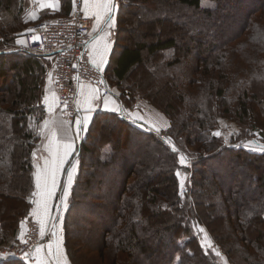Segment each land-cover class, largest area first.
Returning <instances> with one entry per match:
<instances>
[{"label": "trees", "instance_id": "obj_1", "mask_svg": "<svg viewBox=\"0 0 264 264\" xmlns=\"http://www.w3.org/2000/svg\"><path fill=\"white\" fill-rule=\"evenodd\" d=\"M164 1L157 9L162 16L147 22L139 0H120L104 79L119 91L124 107L142 98L168 118L169 127L146 132L116 113L95 117L79 146L82 163L64 223L67 255L78 264L70 234L77 226L73 214L83 204L84 226L98 241L91 244L88 237L80 245L96 252L100 264H220L200 242L196 224L231 264H264V153L230 148L214 135L226 118L237 126L232 143L264 141V0H213L214 10L203 7V0H175L171 8ZM229 3L233 28L214 40L201 39L197 30L207 27L206 17L225 16ZM29 4L0 0V247L18 241L32 210L51 67L46 55L13 48L27 29ZM133 19L142 40H133ZM180 152L191 157L184 193L177 175L184 169Z\"/></svg>", "mask_w": 264, "mask_h": 264}, {"label": "crops", "instance_id": "obj_2", "mask_svg": "<svg viewBox=\"0 0 264 264\" xmlns=\"http://www.w3.org/2000/svg\"><path fill=\"white\" fill-rule=\"evenodd\" d=\"M114 1L111 0L110 5V16L113 21L112 27H107L106 24L109 20V16L105 15L99 25L96 24V17L93 15L97 11L94 7L88 9V17L91 20V29H90V41L89 48L92 55L93 62L95 65L103 72L106 70L107 65L110 61L111 54L114 48L115 42V32L117 27V21L115 18V5ZM30 2V1H29ZM92 0H90V3ZM41 3L47 5L48 3L58 4V8L53 10L52 8L43 7L41 8ZM32 9L37 13V17H40L39 20H52L58 18L62 15H67L71 12L73 8L72 0H31ZM30 6V7H31ZM51 72L48 75V92L44 99V105L46 109V119L44 129L50 130V137L44 140L45 143L41 146L40 152H37L36 166L34 169V179L36 184V177L39 174L42 178L47 174L48 175V184L47 187L49 191H52V180L50 172L53 167H58L59 171L56 172V187L55 189L63 188L68 183L69 172L73 169L71 162V151L68 153L67 157L64 156L65 149L63 145L71 144V137H68L65 133L69 129L68 124H66L60 117L61 115L58 112L57 99L53 89L51 88ZM111 95L108 97H102L98 88L89 82H82L79 85L78 90V105L82 110V116L76 121L73 128L70 126V130L76 138L77 145L81 143V137L84 132H86L91 123L94 121L95 117L101 113H116L120 116L124 115L126 119L131 121L137 128L140 130L150 132H160L166 130L169 127L168 119L160 113L156 108L151 106L148 102L138 101L133 108H126L119 100V91L115 88H110ZM47 101V102H46ZM85 117H87V124L85 127ZM79 122V124H77ZM69 132V131H68ZM53 134L55 137L53 138ZM256 148H262L261 146L254 143ZM77 150V146L76 149ZM258 152L260 151H254ZM264 153V149L261 151ZM64 159L65 162L63 165L59 164V160ZM55 161V163H54ZM71 167V168H70ZM73 180L76 177V173L73 174ZM71 182V184H72ZM71 184L69 185L71 187ZM43 179L41 182V188L43 189ZM37 189V186H36ZM54 189V190H55ZM39 194V193H38ZM55 196V191L50 199L46 195L40 194V197L37 198V202L30 212V218L38 219L43 224V228L46 227L47 216L49 213L50 201ZM44 200L47 201V214L44 212V208L41 206L37 207V203L40 202L43 204ZM51 243V242H50ZM59 244L60 253L56 255V246ZM53 248L51 249L53 255H49V249L47 246H39L33 252L32 260H28L27 264H70V262L65 259L63 260V251L61 248V242L58 241L57 237L51 243ZM37 249H41L40 252H37ZM66 257V255H65Z\"/></svg>", "mask_w": 264, "mask_h": 264}, {"label": "rangeland", "instance_id": "obj_3", "mask_svg": "<svg viewBox=\"0 0 264 264\" xmlns=\"http://www.w3.org/2000/svg\"><path fill=\"white\" fill-rule=\"evenodd\" d=\"M29 1H31V0H29ZM139 1L142 4V9H143L142 14H143V19L145 21L151 20L153 22L155 19H157L158 17L162 16L157 11L158 5L160 4L161 0H150V1L149 0H139ZM164 2H165V7L169 6L171 8L172 6H174L175 0H165ZM29 3H30L29 4V7H30L31 6V2H29ZM120 4H121L120 0L114 1L115 12H116V14H115L116 21H117L118 15H119V13H120V11L122 9L120 7ZM202 6L205 7L207 10H214L216 8L217 4L213 0L212 1L211 0H203L202 1ZM146 8H150L151 11L148 9L149 11L147 12L145 10ZM224 8L225 9H224V13L223 14L225 16L222 17V16H220V15L218 16L216 14L213 17H210V18L206 17L205 21L207 22V27H204L203 25H201V28L199 30H197L198 31L197 35H199V34L202 35L200 37L201 39H207V41L208 40H214L215 37H216L215 35L218 34V33L224 34V30L228 29V26L233 28L232 26H234V25H232V23L234 22V20L232 19L230 22L227 20V18L230 16V11L232 10V6L229 3V4L224 5ZM139 13H141V12H139ZM190 13L191 12L186 11L184 14H186V15L188 14L189 15ZM34 16H35V19L32 17V19H34V21L39 20L40 17H37V13H35ZM25 18L26 17L24 16V20L23 21H24L25 24H27V26L29 24H31L32 22H34V21H32V19L31 20L29 19L27 21ZM200 21H204V19H201ZM147 22H149V21H147ZM130 25L132 27L134 26L133 28L131 27L132 31L135 32V33L134 32L132 33V36H134V34H135L133 40H142V28L140 27V25L136 26V20L133 19V21L130 23ZM176 25H177V27L179 29L176 32L177 36H181L182 30L180 29V27H181L180 23L176 22ZM158 28H159V26H158ZM25 32H26V30H25ZM25 32L21 36H18L17 39L15 40V42H14L15 46H13V48H15L16 50L22 51L20 49V47L23 46V44H24ZM195 37H197V36L196 35H190V38H195ZM207 41H205V43ZM8 45L9 44H6L4 46V49H11L10 47H7ZM196 45H198V42L196 43ZM49 72H50V70H49ZM107 85H108V83H107ZM108 87L111 88L109 85H108ZM51 88L53 89L52 86H51ZM53 91H54L55 96H56V92H55L54 89H53ZM47 92H48V80H47V82L45 84V94H44V97L42 99V105H43V108H44V113H43V120L41 122V128H42L41 140L39 142V147H38V151L37 152L42 151L40 148L43 145V143H45L44 140L46 141V139L50 137V130L49 129H44V125H43L45 123L44 121L46 119V109H45V105H44V99H45V96H46ZM56 99H57V96H56ZM138 101H144V100H142V98L140 100V98H139ZM145 102H147V101H145ZM57 107H58V112L61 115L60 117H62L61 119L66 124H68L69 129L66 130L65 134L68 137H71V142H72V151H71V154H72L71 155L72 156L71 157L72 158L71 159L72 165H71V167L73 166V168H75V171H73V169H72L71 173L70 172L69 173L72 176H73L74 173H76V175H77L78 171H79V168H81V163H82L81 159L78 158L79 146L80 145H77L76 138L73 135L72 131L70 130V126L73 128L74 127L73 124L75 125L77 120L69 122L66 119V117L64 116V113H63L61 107L59 106L58 102H57ZM91 125H92V123H91ZM88 130L86 132H84V134L81 137V139L86 137V134H87ZM99 130H100V125L96 126V128H94L93 135L91 134L92 135V139H93L92 141H94L95 143L98 142V138L99 137H98L97 133H98ZM236 130H237V126H236L235 122H232V121H230L229 119H226V118H221V119H219L218 126L216 127V130H214V131H215V133H219L218 136L220 138H222L224 140V143L230 148H236V147L239 148L240 147V148H245L248 151H251V150L255 151L256 150V151H260V153H262L261 151L264 149L263 148L264 147V141H261L259 137H258V139H253V140H249V141H239L237 143H232L231 138H232L233 133ZM167 140L169 141V143L172 145L173 148L178 149L171 139L167 138ZM254 143L259 145V146H261L262 148H256L254 146ZM89 145H91V144H89ZM76 146H77V150L78 151H74L76 149ZM188 151H192V149L188 150ZM256 153H258V152H256ZM91 155H92V153L91 154H87L85 156L84 161H85L86 165H87V162L90 161ZM181 157H184L185 159H184V163L182 164L184 169L180 170V172H179V180H180V185H181V181H183V186H181V189H182L181 192L184 193L185 191H187V179H188V176H189L187 171H186V169H187L186 167L190 165L191 157H188L187 155H184L182 152H180V158ZM35 166H36V164H35ZM99 180H100V178H98V175H97V177L92 182H93V184H96ZM75 181L76 180L74 179L72 184H71V187L69 185H66L63 188H59V189H55L54 190L55 191V196L52 198V200L49 203L50 207H49V213H48V216H47L46 227L43 228V224L41 223V221L38 220V219H34L32 217L30 218L29 217L30 214H29L28 217L22 222L21 230H20V233H19V236H18V241L16 243H18L20 241L19 237H21V236L23 237L24 236V234L28 230V228H29L31 223H33V222L38 223L40 228H41V230H43L44 233L48 229H50V226H52V224H53L54 225V229H55V234H56L55 237H57L58 241L61 242V248H62L63 255H64V256H62L63 260L67 259L70 262V264H72L70 259H69V257H68V255H67L66 248H65L64 223H65L66 217H67L69 209H70V197H71L72 188L74 186ZM102 190H104V189H102ZM95 191L96 192H100V191H97V190H95ZM65 193H67V194L65 195ZM38 197H40V193L38 194V189H36V184H35V190L31 194V196L29 197V199H30V201L32 202V205H33L32 208L36 204ZM61 201H63V203ZM82 207H83V204L78 205L77 208H76V211L73 214V215L76 216L75 218H77V220H76V225L77 226L74 229H73V227H71V231L73 233L71 232V234H70V242H71L73 250L75 251V254L78 257V260H77L78 264H100L99 260H97L94 257L96 252H94L90 248H88L89 250L86 249V246L83 247V246L80 245V243H82L81 242L82 239H85V238L88 239V237L91 238V239H89L91 244H94V242L98 241L97 238H95V236L93 235L92 232L88 233V231H89V230H87L88 227L84 226V222L82 221V216H84L83 215L84 211L82 210ZM193 227H194L195 233L198 235L202 245L206 249H209L210 251H212L217 256L220 264H231L230 261L228 260L227 256H226V254L222 251V249L219 246H217L214 243L213 239L210 237V235L208 234V231L206 230V228L203 225L196 224ZM55 237H54V240H55ZM53 241H51V243ZM51 243L49 242L47 245H49ZM47 245H45V246H47ZM65 255H66V257H65ZM25 262L29 263L27 261H25Z\"/></svg>", "mask_w": 264, "mask_h": 264}, {"label": "built area", "instance_id": "obj_4", "mask_svg": "<svg viewBox=\"0 0 264 264\" xmlns=\"http://www.w3.org/2000/svg\"><path fill=\"white\" fill-rule=\"evenodd\" d=\"M31 2V1H30ZM73 8L67 15L52 20L32 19L35 11L32 6L25 19L34 22L27 26L21 50L38 51L51 61V86L56 92L57 102L69 122L78 120L83 112L78 106V90L82 82L95 85L102 97L111 95L103 72L95 65L89 48L91 20L85 18L84 0H72ZM141 100V99H140ZM124 117V115H122ZM264 148V147H263ZM38 223L30 224L23 236L26 243L0 247V260H32L33 252L54 240V225L43 237Z\"/></svg>", "mask_w": 264, "mask_h": 264}, {"label": "snow or ice", "instance_id": "obj_5", "mask_svg": "<svg viewBox=\"0 0 264 264\" xmlns=\"http://www.w3.org/2000/svg\"><path fill=\"white\" fill-rule=\"evenodd\" d=\"M74 3H75V0H74ZM110 5H111V0H92V2L90 3V0H84V10H85V18H89L88 17V9L90 7H94L95 9H97L96 12L93 13V15H95L96 17V24L99 25L103 19V17L105 15H108L109 16V20L106 24L107 27H112L113 26V21L111 19V16H110ZM41 8L43 7H48V8H52L53 10H56L58 8V4H52V3H48L47 5L41 3ZM33 18L35 19V16H33ZM47 102V101H46ZM87 117H85V120H84V123H85V127H86V124H87ZM77 124H79V122H77ZM214 135H219V133H215ZM55 137V134H53V138ZM64 149H65V152H64V156L67 157L68 153L72 150V145L71 144H66V145H63ZM176 149L173 148V151H175ZM184 157H181L180 158V162L183 164L184 163ZM65 162L64 159H60L59 160V164L60 165H63V163ZM55 163V161H54ZM59 171V168L58 167H53V169L51 170L50 172V176H51V180H52V191H49L48 190V187H47V184H48V175L46 174L43 178L38 174L37 177H36V186H37V189H38V193L42 194V195H46L48 199L51 198L52 194H53V191L56 187V172ZM73 171H75V168H73ZM68 175V183L69 185L71 184L72 182V175L69 173L67 174ZM179 175V173L177 174ZM42 179H43V184H44V187L43 189L41 188V182H42ZM181 186H183V181H181ZM67 193H65L66 195ZM63 203V201H61ZM43 207L44 208V212L45 214H47V211H48V208H47V201L44 200L43 204H41L40 202L37 203V207L40 208V207ZM41 237H43V230H41V233H40ZM21 242L22 243H26V241L23 239V237H19ZM48 249H49V255H53L51 249L53 248V245L49 244L48 246ZM56 255H59L60 253V246L59 244H57L56 246ZM41 249H37V252H40Z\"/></svg>", "mask_w": 264, "mask_h": 264}]
</instances>
